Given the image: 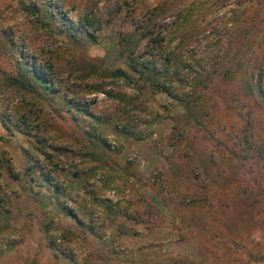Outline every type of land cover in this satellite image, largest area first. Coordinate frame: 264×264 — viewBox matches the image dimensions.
Wrapping results in <instances>:
<instances>
[{
    "label": "rangeland",
    "instance_id": "1",
    "mask_svg": "<svg viewBox=\"0 0 264 264\" xmlns=\"http://www.w3.org/2000/svg\"><path fill=\"white\" fill-rule=\"evenodd\" d=\"M0 264H264V0H0Z\"/></svg>",
    "mask_w": 264,
    "mask_h": 264
},
{
    "label": "trees",
    "instance_id": "2",
    "mask_svg": "<svg viewBox=\"0 0 264 264\" xmlns=\"http://www.w3.org/2000/svg\"><path fill=\"white\" fill-rule=\"evenodd\" d=\"M47 5H48V7L46 8V10L43 13V19L45 20L46 23H51L54 20V14L52 12V9L50 8L51 6L49 4H47ZM60 19L63 20L62 15L59 16V20ZM143 37H146V36H144V34H143ZM163 41L165 42V37L158 40V45H160L159 47H162ZM178 46L175 50H174L175 47L173 48L174 51H173V53L171 52L170 57L177 55L180 58H178L177 60H173V62L171 61V62H168L166 64L164 63L162 66H160L159 70H155V67L157 68V66H151L152 63L150 61H146L145 63L140 64L138 67L133 66V72L137 73V75H138L137 79L139 81H143L145 84H149L150 87L154 90L172 95L173 94L172 91L174 89L172 82H173V79H175V75L173 72V69H174L173 63H174V61L176 63L178 60L180 62H182V58L184 57L183 54H181V51H180ZM133 63H134V61H133ZM184 63L187 64L188 62L184 61ZM131 65H133V64H131ZM185 68H187V66H185ZM203 68H205V67H202V69L199 70L198 73L197 72H195V73H197V75H203L204 74L203 71H205ZM31 71H32V79L34 81L39 83V85H41V86H46L47 88L49 87L48 81L43 75H41L38 71H35L32 69H31ZM42 72L44 73V69H42ZM134 73H130V72L128 73L122 68H117V69L113 70V75L115 77L121 78L129 84L135 83V79L131 76ZM195 78H199V77L195 76ZM192 79H194V77ZM258 79H259V81H261V79H262L261 75ZM192 82L194 83V81H192ZM190 93H193V92L191 91ZM186 95H188V93ZM183 100L185 103H187L189 105L193 103V100H191L190 97L188 98L185 95L183 96ZM87 114L89 115L88 112H87Z\"/></svg>",
    "mask_w": 264,
    "mask_h": 264
}]
</instances>
